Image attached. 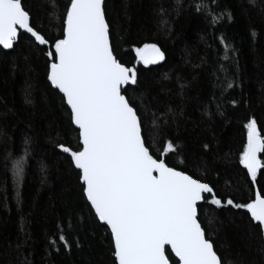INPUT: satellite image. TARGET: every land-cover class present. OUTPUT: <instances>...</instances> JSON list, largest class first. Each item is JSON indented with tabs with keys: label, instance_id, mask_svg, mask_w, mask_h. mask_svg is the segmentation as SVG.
<instances>
[{
	"label": "trees",
	"instance_id": "obj_1",
	"mask_svg": "<svg viewBox=\"0 0 264 264\" xmlns=\"http://www.w3.org/2000/svg\"><path fill=\"white\" fill-rule=\"evenodd\" d=\"M22 3L38 30L60 35L59 21L49 14L62 17L69 0ZM196 3L182 0L177 8L174 0H105L110 42L117 59L136 68L138 83L126 86V96L138 106L146 140L152 134L153 150L173 141L176 152L165 157L170 166L202 178L222 198L243 203L257 190L264 194V168L252 183L239 163L250 119L264 136V0H216L217 12L227 9L232 18L225 12L211 26L195 11ZM162 7L167 25L160 24ZM145 43H156L165 60L153 66L139 62L135 49ZM46 51L22 32L13 49L0 46V264H113L110 230L90 213L78 170L55 146L74 147L78 137L62 94L47 81ZM26 137L18 187L12 165L24 155ZM259 160L264 163V151ZM199 216L202 226L212 218L214 246L227 260L264 264V240L250 227L246 210L204 204ZM58 224L71 248L59 241L51 247ZM167 254L172 264L177 258L170 249Z\"/></svg>",
	"mask_w": 264,
	"mask_h": 264
},
{
	"label": "snow or ice",
	"instance_id": "obj_2",
	"mask_svg": "<svg viewBox=\"0 0 264 264\" xmlns=\"http://www.w3.org/2000/svg\"><path fill=\"white\" fill-rule=\"evenodd\" d=\"M174 3L178 8L182 0ZM217 7L216 0H198L195 11L204 14L209 26L225 12L228 19L232 18L227 9L217 12ZM160 12V24L167 25L165 9ZM49 15L59 21L58 37L38 30L22 0H0V45L13 49L23 30L38 45L47 46V81L62 94L78 137L74 147L62 142L55 146L78 170L90 213L110 230L113 264H170L168 249L178 258L172 264H233L222 248L214 246L208 227L212 218L202 226L199 210L204 204L246 210L250 227H255L264 240L262 191L257 190L254 198L243 203L222 198L202 178L170 166L165 157L176 152L173 141H162V150L154 151L151 133L146 140L138 106L126 96L125 86L138 83L137 71L114 55L105 0H69L62 17ZM230 47L225 44V49ZM135 53L145 65L165 60V52L156 43H145ZM26 101L31 103L27 95ZM245 127L247 142L239 163L255 183L264 168L258 159V153L264 151V136L254 118ZM23 144L24 155L12 165L18 187L25 175L29 138ZM204 215L207 217L206 210ZM57 241L65 248L72 246L60 224L50 239L51 247L57 248ZM75 243L79 246V241Z\"/></svg>",
	"mask_w": 264,
	"mask_h": 264
},
{
	"label": "water",
	"instance_id": "obj_3",
	"mask_svg": "<svg viewBox=\"0 0 264 264\" xmlns=\"http://www.w3.org/2000/svg\"><path fill=\"white\" fill-rule=\"evenodd\" d=\"M21 32L22 33H25L23 30H21ZM25 34H27V33H25ZM27 35H29L30 36V34H27ZM2 48H3V46L2 45H0ZM4 49V48H3ZM4 50H6V51H9V50H11V49H4ZM160 62H162V61H160ZM160 62H158V63H160ZM158 63H156V64H158ZM156 64H149V65H146V66H153V65H156ZM145 65V64H144ZM126 86H128V85H126ZM125 86V87H126ZM258 159H259V153H258ZM173 255H174V253H173ZM178 259V258H177ZM170 264H171V262H170Z\"/></svg>",
	"mask_w": 264,
	"mask_h": 264
}]
</instances>
